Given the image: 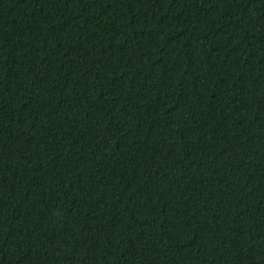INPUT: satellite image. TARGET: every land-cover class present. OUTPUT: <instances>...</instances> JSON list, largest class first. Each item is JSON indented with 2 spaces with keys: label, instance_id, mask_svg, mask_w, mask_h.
<instances>
[{
  "label": "trees",
  "instance_id": "trees-1",
  "mask_svg": "<svg viewBox=\"0 0 264 264\" xmlns=\"http://www.w3.org/2000/svg\"><path fill=\"white\" fill-rule=\"evenodd\" d=\"M0 264H264V0H0Z\"/></svg>",
  "mask_w": 264,
  "mask_h": 264
}]
</instances>
